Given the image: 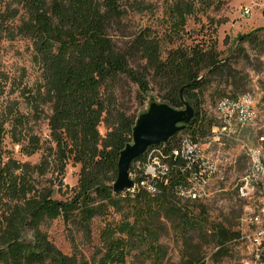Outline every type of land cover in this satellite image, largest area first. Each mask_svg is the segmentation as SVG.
Masks as SVG:
<instances>
[{
	"label": "trees",
	"instance_id": "1",
	"mask_svg": "<svg viewBox=\"0 0 264 264\" xmlns=\"http://www.w3.org/2000/svg\"><path fill=\"white\" fill-rule=\"evenodd\" d=\"M228 1L0 0V42L26 40L41 77L35 88L11 92L18 91L31 114L11 103V120L0 121V264H203L208 245L219 247L214 256L226 255L224 244L237 236L233 224L210 221L204 204L179 195L186 179L167 156L183 137L199 142L216 127L201 109L209 79L228 61L217 49L222 22L210 13ZM144 14L152 22L136 25ZM203 74L184 91L195 108L192 125L149 150L161 151L167 167L158 192L114 194L119 153L131 142L138 112L126 97L142 108L153 91L179 109L181 87ZM30 117L45 120L44 140L27 129ZM6 124L22 155L40 153L37 163L3 154ZM69 166L78 167L72 187L64 185ZM56 219L67 230L70 255L41 230ZM96 222L102 224L97 232ZM170 243L177 262L170 261ZM79 244L92 247L90 260Z\"/></svg>",
	"mask_w": 264,
	"mask_h": 264
},
{
	"label": "rangeland",
	"instance_id": "2",
	"mask_svg": "<svg viewBox=\"0 0 264 264\" xmlns=\"http://www.w3.org/2000/svg\"><path fill=\"white\" fill-rule=\"evenodd\" d=\"M151 1L155 4L160 3V0ZM244 7L251 8L249 18L241 16V10ZM263 10L264 0H229L228 4L220 11L210 13L212 18L222 22L216 32L217 49L220 52V58L226 59L228 64L209 79L207 90L204 93L202 114L217 125L216 103L218 100L222 97H238L244 93L251 97L256 113L255 119L248 126L234 133V137L238 141L226 138L214 139L212 132L216 130L215 128L212 129L211 134L200 139L204 157L208 162L217 166V173L209 187L210 198L200 204L207 207L210 221L227 220L233 224V231L236 230L238 219L245 209L247 207L256 209L264 197V190L256 184H253L251 200H243L237 193L238 185L246 176L250 175L249 158L242 144L260 150L264 158V31H255L264 27ZM159 15L160 13L156 16ZM151 22L152 20L148 19V14L135 17L136 25H145ZM247 34L252 35L244 41H238L240 36ZM31 56L26 40L16 38L12 41L3 40L0 42V121L11 120L12 116L8 110L11 103H16L21 113L31 114L22 98L18 96V91L11 93L16 88H35L41 82L40 71L33 63ZM150 97L161 101L153 91L147 94V100ZM125 101L130 109H137L138 112L146 107L145 103L142 108H139L131 97H126ZM29 120L27 129L44 140L48 134L45 120H36L34 117H30ZM9 128L6 124V133L1 145L3 154L22 162L37 163L40 153L31 157L22 155L19 151L20 146L13 143L8 134ZM100 132L104 133L103 127H100ZM186 135L180 134L178 138ZM77 174L78 167L69 166L64 185L74 186ZM41 182L44 183L42 180ZM64 185L61 188L62 192L66 190ZM55 198L63 197L55 195ZM237 215L238 218H236ZM114 218L117 220L118 216L115 215ZM101 227V222L95 223L96 232ZM41 230L62 253L66 255L72 253L67 230L60 219L42 226ZM23 237L29 240L30 232H24ZM169 246L171 249L170 261L177 262L179 260L178 250L172 243ZM78 248L86 259L90 260L92 247L79 244ZM213 250V245L204 247L203 262L205 264H230L234 256H237L234 246H230L223 257L214 256ZM126 264L132 263L128 261Z\"/></svg>",
	"mask_w": 264,
	"mask_h": 264
},
{
	"label": "built area",
	"instance_id": "3",
	"mask_svg": "<svg viewBox=\"0 0 264 264\" xmlns=\"http://www.w3.org/2000/svg\"><path fill=\"white\" fill-rule=\"evenodd\" d=\"M251 8H242L241 16L249 18ZM256 117L253 102L249 94L237 98H222L216 103V130L212 132L214 139L226 138L235 140L234 133L248 126ZM249 158L250 175L246 176L238 185V196L243 200H251L253 184L264 190V158L260 150L252 149L242 144ZM158 155V156H157ZM161 151H148L143 160L131 164L130 178L134 180V188L128 192L140 189L150 195L158 192L156 184L160 173L167 170L165 164L160 162ZM168 161L175 164L174 173L185 176V184L178 186V193L191 202L204 203L210 198V183L217 173V166L206 160L202 145L192 142L190 138L183 137L177 148L168 156ZM178 162H181L179 164ZM237 236L227 241L224 246L228 249L234 246L237 256L230 264H264V197L256 209L247 207L238 219L235 230ZM219 247H215V253ZM204 261V260H203ZM205 264V262H203Z\"/></svg>",
	"mask_w": 264,
	"mask_h": 264
},
{
	"label": "water",
	"instance_id": "4",
	"mask_svg": "<svg viewBox=\"0 0 264 264\" xmlns=\"http://www.w3.org/2000/svg\"><path fill=\"white\" fill-rule=\"evenodd\" d=\"M264 15V10L262 12ZM206 74L193 82L187 83L180 89L182 107L177 109L167 102L157 101L150 97L146 107L140 110L132 127V139L119 153L117 164V178L112 184V192L120 194L134 188V180L130 178L131 162L143 157L151 148L162 145L179 131L189 128L195 117L193 103L186 98V88L197 84Z\"/></svg>",
	"mask_w": 264,
	"mask_h": 264
}]
</instances>
